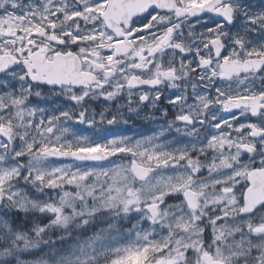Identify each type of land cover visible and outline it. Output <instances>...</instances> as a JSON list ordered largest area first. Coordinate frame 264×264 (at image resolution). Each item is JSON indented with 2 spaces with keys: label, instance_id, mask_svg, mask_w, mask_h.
Instances as JSON below:
<instances>
[{
  "label": "snow or ice",
  "instance_id": "obj_1",
  "mask_svg": "<svg viewBox=\"0 0 264 264\" xmlns=\"http://www.w3.org/2000/svg\"><path fill=\"white\" fill-rule=\"evenodd\" d=\"M0 264H264V0H0Z\"/></svg>",
  "mask_w": 264,
  "mask_h": 264
},
{
  "label": "flooded vegetation",
  "instance_id": "obj_2",
  "mask_svg": "<svg viewBox=\"0 0 264 264\" xmlns=\"http://www.w3.org/2000/svg\"><path fill=\"white\" fill-rule=\"evenodd\" d=\"M139 130V129H138Z\"/></svg>",
  "mask_w": 264,
  "mask_h": 264
}]
</instances>
